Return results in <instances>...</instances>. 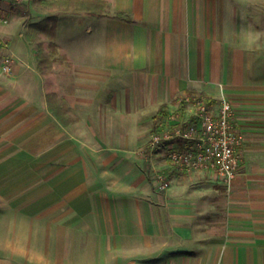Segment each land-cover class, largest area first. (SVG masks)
I'll use <instances>...</instances> for the list:
<instances>
[{
	"label": "crops",
	"instance_id": "1",
	"mask_svg": "<svg viewBox=\"0 0 264 264\" xmlns=\"http://www.w3.org/2000/svg\"><path fill=\"white\" fill-rule=\"evenodd\" d=\"M107 2L59 14L45 72L28 24L0 23V264H264V0ZM187 90L232 104L229 190L149 146L163 104L194 119Z\"/></svg>",
	"mask_w": 264,
	"mask_h": 264
},
{
	"label": "built area",
	"instance_id": "2",
	"mask_svg": "<svg viewBox=\"0 0 264 264\" xmlns=\"http://www.w3.org/2000/svg\"><path fill=\"white\" fill-rule=\"evenodd\" d=\"M11 64L12 58H5L3 71L11 72ZM180 102L194 104V119L186 121L179 114L170 115L175 123L173 132L154 134L149 146L154 147L170 138L180 139L182 146L168 151L172 165L190 173L205 170L219 179L228 190L231 189L241 163V138L234 127L232 104L223 98L214 108L204 99L192 96H184ZM156 180L159 189L163 190L169 185L163 173H159Z\"/></svg>",
	"mask_w": 264,
	"mask_h": 264
},
{
	"label": "trees",
	"instance_id": "3",
	"mask_svg": "<svg viewBox=\"0 0 264 264\" xmlns=\"http://www.w3.org/2000/svg\"><path fill=\"white\" fill-rule=\"evenodd\" d=\"M36 9L47 12V16L40 19L37 22H25L28 24V30L25 35L29 41H35L40 35H44L48 39V48L45 51L39 47L37 54L38 68L40 71L45 72L50 66L64 59V56L59 54L58 44L56 42V28L59 14L69 11H83L93 16H102L105 14L106 7L108 5L107 0H31ZM189 96L197 94L194 90H187L185 92ZM55 96V95H54ZM49 106L52 111L61 119L62 116L56 111L51 99L53 95L49 94ZM56 99V98H55ZM54 99V102H59L60 99ZM61 104L65 106V101L60 100ZM213 100H208V104H211ZM186 104L181 106L182 112H184ZM169 110L167 104H163L156 115V125L154 128L155 134L161 133V128L157 124V121L164 117H169Z\"/></svg>",
	"mask_w": 264,
	"mask_h": 264
},
{
	"label": "rangeland",
	"instance_id": "4",
	"mask_svg": "<svg viewBox=\"0 0 264 264\" xmlns=\"http://www.w3.org/2000/svg\"><path fill=\"white\" fill-rule=\"evenodd\" d=\"M40 18L41 15L34 14L33 6L30 0L25 2H23L22 0H0V23L6 24L12 20H17L19 21V23L34 22ZM47 42V39H45L43 36H40L36 39L35 45H38V47H40L41 44V48L45 50ZM3 43L4 42H1L0 44L3 45ZM188 105V109H190V106H192V104ZM172 114L176 115L174 111H172ZM169 132L171 133V131ZM167 141L168 140H163L162 143L153 147L155 148V150H158V155L163 161H165L164 159L167 160V153L172 148L171 146L165 147L164 143ZM154 170L156 174L163 173L161 169H157L154 167Z\"/></svg>",
	"mask_w": 264,
	"mask_h": 264
}]
</instances>
